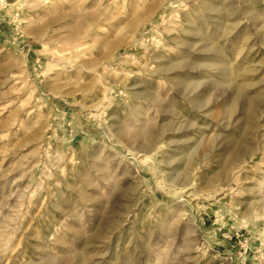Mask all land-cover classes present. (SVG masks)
<instances>
[{"label": "rangeland", "instance_id": "1", "mask_svg": "<svg viewBox=\"0 0 264 264\" xmlns=\"http://www.w3.org/2000/svg\"><path fill=\"white\" fill-rule=\"evenodd\" d=\"M0 264H264V0H0Z\"/></svg>", "mask_w": 264, "mask_h": 264}]
</instances>
